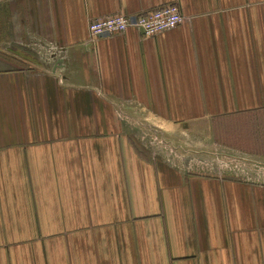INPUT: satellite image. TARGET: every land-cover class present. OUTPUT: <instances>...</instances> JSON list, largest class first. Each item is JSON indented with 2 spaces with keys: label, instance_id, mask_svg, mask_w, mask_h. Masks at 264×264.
Masks as SVG:
<instances>
[{
  "label": "crops",
  "instance_id": "0c3cea01",
  "mask_svg": "<svg viewBox=\"0 0 264 264\" xmlns=\"http://www.w3.org/2000/svg\"><path fill=\"white\" fill-rule=\"evenodd\" d=\"M0 264H264V0H0Z\"/></svg>",
  "mask_w": 264,
  "mask_h": 264
},
{
  "label": "built area",
  "instance_id": "2783aa9c",
  "mask_svg": "<svg viewBox=\"0 0 264 264\" xmlns=\"http://www.w3.org/2000/svg\"><path fill=\"white\" fill-rule=\"evenodd\" d=\"M185 15L178 4H168L137 16L117 14L97 18L89 24V36L92 41L101 36L121 34L134 26L145 35L152 36L173 29L183 23Z\"/></svg>",
  "mask_w": 264,
  "mask_h": 264
},
{
  "label": "rangeland",
  "instance_id": "374dc122",
  "mask_svg": "<svg viewBox=\"0 0 264 264\" xmlns=\"http://www.w3.org/2000/svg\"><path fill=\"white\" fill-rule=\"evenodd\" d=\"M143 132L142 134L138 133L137 139L138 143L140 144V147L142 146L147 152L151 153H160L162 149V144H160L158 141H155L153 137L148 136L143 139ZM164 144V143H163Z\"/></svg>",
  "mask_w": 264,
  "mask_h": 264
}]
</instances>
